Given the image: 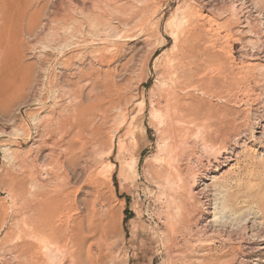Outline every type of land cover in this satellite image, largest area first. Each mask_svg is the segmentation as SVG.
Instances as JSON below:
<instances>
[{
  "label": "rangeland",
  "instance_id": "1",
  "mask_svg": "<svg viewBox=\"0 0 264 264\" xmlns=\"http://www.w3.org/2000/svg\"><path fill=\"white\" fill-rule=\"evenodd\" d=\"M0 264H264V0H0Z\"/></svg>",
  "mask_w": 264,
  "mask_h": 264
},
{
  "label": "bare ground",
  "instance_id": "2",
  "mask_svg": "<svg viewBox=\"0 0 264 264\" xmlns=\"http://www.w3.org/2000/svg\"><path fill=\"white\" fill-rule=\"evenodd\" d=\"M29 33V35H32V33H33V31H30V32H28ZM28 36V35H27ZM2 54H3V52H2ZM1 54V55H2ZM29 82V81H28ZM84 95V94H83ZM96 96V95H95ZM85 98V97H84ZM82 99V98H81ZM86 100H88V99H86ZM89 100H91V99H89ZM82 104V110H83V108L85 109L86 108V103H84V105H83V103H81ZM95 104V103H94ZM92 105V108H93V110H95V105ZM78 109H80V108H78ZM90 112V111H89ZM84 113H86V112H84ZM81 114V113H80ZM89 114V113H88ZM3 116V115H2ZM81 117H83V116H81ZM88 118V117H87ZM86 118V119H87ZM94 129V128H93ZM70 130H71V128H70ZM78 130V129H77ZM76 132V131H75ZM71 133V132H70ZM77 133V132H76ZM90 133V132H89ZM76 137V136H75ZM87 138V137H86ZM71 140V139H70ZM74 142V141H73ZM67 143H69V142H67ZM66 143V144H67ZM100 143V142H99ZM95 144H97V142L95 143ZM77 148V147H76ZM75 148V149H76ZM73 149V148H72ZM69 151V150H68ZM69 153V152H68ZM72 155V154H71ZM93 163V162H92ZM94 164V163H93ZM42 192V191H41ZM48 192V191H47ZM49 197V196H48ZM36 199V198H35ZM49 199V198H48ZM39 200H40V198H39ZM41 200H43V199H41ZM38 201V200H37ZM55 201V200H54ZM35 202V201H34ZM51 202V201H50ZM53 202V201H52ZM62 200L61 199H56V201L55 202H53V203H49L48 204V206L46 205V208L45 207H40V217L42 218V219H44V220H42V221H39L41 224L38 226L39 228H38V231L39 232H43V230H45L46 229V231H47V229H49V227H52V226H50V223H49V216H51L50 214H52V212H60L61 210L63 211V206H62V208H61V205H62ZM65 207V206H64ZM38 209V208H37ZM37 212V211H36ZM61 213V212H60ZM34 216V215H33ZM52 216H55V215H52ZM63 216V215H62ZM36 217H38L37 216V214H36ZM54 219H55V217H54ZM60 220V219H59ZM34 221V220H33ZM38 221V220H37ZM51 222V221H50ZM34 224V223H33ZM36 224V223H35ZM52 225V224H51ZM35 227H36V225H35ZM55 227V226H54ZM61 227V226H60ZM63 228V227H62ZM51 229V228H50ZM54 229V228H53ZM62 230V229H61ZM74 230H75V228H74ZM45 232V231H44ZM50 232V231H49ZM48 231H47V233H49ZM54 232V231H53ZM46 233V232H45ZM50 233H52V229H51V232ZM49 233V234H50ZM35 235V234H34ZM52 235H54V234H52ZM43 236V235H42ZM50 236V235H49ZM57 236V235H56Z\"/></svg>",
  "mask_w": 264,
  "mask_h": 264
}]
</instances>
